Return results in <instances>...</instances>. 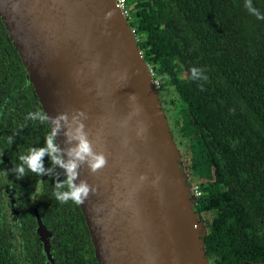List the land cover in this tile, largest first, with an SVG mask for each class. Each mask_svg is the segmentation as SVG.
<instances>
[{"label": "water", "instance_id": "95a60500", "mask_svg": "<svg viewBox=\"0 0 264 264\" xmlns=\"http://www.w3.org/2000/svg\"><path fill=\"white\" fill-rule=\"evenodd\" d=\"M0 18L43 111L67 113L59 146L75 143L64 131L79 121L106 158L77 178L95 189L78 205L98 264H211L193 182L117 0H0ZM38 232L49 251L44 224Z\"/></svg>", "mask_w": 264, "mask_h": 264}, {"label": "trees", "instance_id": "16d2710c", "mask_svg": "<svg viewBox=\"0 0 264 264\" xmlns=\"http://www.w3.org/2000/svg\"><path fill=\"white\" fill-rule=\"evenodd\" d=\"M131 1L137 5L134 12ZM128 4L144 58L155 78L167 74L195 129L183 155L188 176L201 184L195 209L203 213L208 229L204 248L210 263L264 264V52L248 56L244 41L232 32L241 1ZM192 67L203 69L207 80L191 79ZM26 76L0 18V83L26 82ZM178 122L175 115L173 123ZM49 205L46 220L57 228L52 249L57 264H98L79 205L55 198ZM22 238L17 245L25 246L23 251L35 248L29 232ZM13 245L9 232L0 229V264H22ZM39 250L30 264H46L45 251Z\"/></svg>", "mask_w": 264, "mask_h": 264}, {"label": "flooded vegetation", "instance_id": "af4514ba", "mask_svg": "<svg viewBox=\"0 0 264 264\" xmlns=\"http://www.w3.org/2000/svg\"><path fill=\"white\" fill-rule=\"evenodd\" d=\"M240 1L241 5L238 4V7L241 8L234 11L236 20L234 19L232 32L236 34L237 38L244 41V50L248 56L257 52L263 53L264 20H257L248 14L243 7L244 0ZM252 3L253 6L264 12V0H252ZM239 31H242L243 34H238ZM183 76H187V72L184 71ZM25 79L26 82L20 80L13 84L0 83V219L4 220V226H0V229L9 232L13 237V254L22 264L31 263L34 254L37 255L38 247L40 248L38 252L41 254L45 251L46 264H57L58 259L55 258V252L52 250L57 228L48 226L46 220V216L50 213L49 203L54 198L53 177L47 174L39 177L36 173L27 170L26 175L19 180L11 171H8L7 176L4 174L6 170L19 163L18 155L29 146L42 145L44 135L48 131L47 122L25 119L29 111H43L33 85L27 76ZM160 88L162 86L158 87L161 95ZM37 104L40 106L37 107ZM171 131L174 134L172 128ZM9 135L14 137L11 144L7 142ZM43 160L44 166L48 167V156L45 155ZM54 171H59V169ZM63 178L60 176L57 179ZM189 178L195 182L194 177L190 176ZM196 184L201 186L199 183ZM37 185L42 186V193L38 197H30V193ZM68 203L70 201L64 202L65 205ZM40 223L44 224L50 233L49 251L46 250L45 243L38 232ZM28 232L32 236L28 241L34 242L35 248L30 247L31 250L27 253L22 250L25 246L19 247L20 245L17 244L18 241L23 240L22 235ZM25 249L27 250V248ZM39 263H41L40 260Z\"/></svg>", "mask_w": 264, "mask_h": 264}, {"label": "clouds", "instance_id": "9594fccd", "mask_svg": "<svg viewBox=\"0 0 264 264\" xmlns=\"http://www.w3.org/2000/svg\"><path fill=\"white\" fill-rule=\"evenodd\" d=\"M243 7L248 14L257 20H264V12L253 6L252 0H244ZM189 72L193 80H207L204 70L199 67H192ZM165 78H167V74H165ZM29 118L34 121L47 122L48 131L44 135V142L40 146H29L20 153L18 155L19 163L6 170L5 176H7L8 171H11L19 180L26 175V170L36 173L39 177L47 174L53 177V195L58 202L82 203L89 192L95 191V189L86 180L77 179L78 168L82 163H86L90 171H96L106 163L104 154L93 150L92 143L84 131L83 123L76 121V117H73V120L76 121L75 127L64 131L68 142L75 141V143H70L67 149H62L56 141L62 122H67V113L58 112L55 115H49L42 110L29 111L25 119ZM13 138L12 135H9L7 142L11 144ZM45 155L49 158L48 167L44 166L43 157ZM56 166H59V171H54ZM60 176L64 178L57 179ZM141 179H143L142 176ZM42 190V186L37 185L34 191L30 193V197H38Z\"/></svg>", "mask_w": 264, "mask_h": 264}, {"label": "rangeland", "instance_id": "374dc122", "mask_svg": "<svg viewBox=\"0 0 264 264\" xmlns=\"http://www.w3.org/2000/svg\"><path fill=\"white\" fill-rule=\"evenodd\" d=\"M131 3H134L131 4L133 8L132 12H134L137 10V5L135 4V2L132 1ZM128 18H130L129 20L130 22H132L131 20L132 15H130ZM160 86H162V88H160L162 104L166 112V115L170 120V125L174 131V136L179 142V146L182 152L181 153V158L183 161L182 164L185 167L186 155H183V153H185L186 151L188 145V138L194 136L195 129L192 124L188 123L187 109L183 106V103L180 101L178 94L175 91L173 85L170 84V80L168 78L160 79ZM175 115L179 119L178 122L179 126H176V123H173ZM184 126H186V129L180 131V128Z\"/></svg>", "mask_w": 264, "mask_h": 264}, {"label": "built area", "instance_id": "2783aa9c", "mask_svg": "<svg viewBox=\"0 0 264 264\" xmlns=\"http://www.w3.org/2000/svg\"><path fill=\"white\" fill-rule=\"evenodd\" d=\"M117 3H118V6H119L122 14L127 16V17H129L131 15V9H130V6L128 4V0H117ZM132 29H133V32L136 35V38L138 39V35H137V32H136V26L132 25ZM149 66H150L152 77H153V80H154L156 86L160 87V79L159 78H155L154 70H153L151 65H149ZM192 193L196 197H200L203 192H202V190H201V188L199 187L198 184H194L193 187H192Z\"/></svg>", "mask_w": 264, "mask_h": 264}]
</instances>
